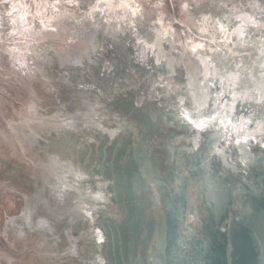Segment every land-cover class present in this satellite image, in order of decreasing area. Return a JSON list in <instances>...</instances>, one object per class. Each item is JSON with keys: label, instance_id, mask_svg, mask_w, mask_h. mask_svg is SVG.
<instances>
[{"label": "clouds", "instance_id": "9594fccd", "mask_svg": "<svg viewBox=\"0 0 264 264\" xmlns=\"http://www.w3.org/2000/svg\"><path fill=\"white\" fill-rule=\"evenodd\" d=\"M203 0H135L139 12L130 17L135 23L125 28L89 19L93 0H60L64 18L55 31L38 33L33 41L36 57L44 62L50 78L60 87L55 95L43 94L45 114L71 112L77 119L75 130L57 131L50 122L26 118L34 97L28 86L17 88L18 80L6 55L0 53V157L20 161L28 175L29 190L44 174L50 157L56 156L88 170L103 171L114 146L139 153L151 147L156 138L166 141L175 130L169 126L182 110L194 118L216 117L200 130L201 151L220 143L223 131L217 126L228 116L245 114L253 122L264 123V71L244 70L235 88L234 78L219 82L209 76L211 62L202 59L209 44L218 37L201 31L192 22ZM127 7V5H121ZM163 20L172 39L159 60L143 57L139 50L138 27L151 35ZM127 34V35H126ZM128 35L137 36L129 47ZM157 44H160L159 37ZM5 45L4 47H6ZM202 50V51H201ZM159 61V63L157 62ZM226 75V73H225ZM163 79L165 87L155 85ZM64 85H69L64 87ZM13 92L16 94L13 95ZM229 97H231L229 99ZM235 105V107H233ZM95 109L100 127L88 124L86 114ZM125 122L113 137L111 130ZM190 125L185 124L187 133ZM191 135L196 134L193 129ZM217 206L213 216L229 217L248 249L247 259L236 264H264V185L238 187L219 169L216 173ZM28 204L18 202L19 217L7 211L0 214V261L5 264H51L49 253L35 235L21 232L16 221ZM227 264H233L229 256Z\"/></svg>", "mask_w": 264, "mask_h": 264}, {"label": "rangeland", "instance_id": "374dc122", "mask_svg": "<svg viewBox=\"0 0 264 264\" xmlns=\"http://www.w3.org/2000/svg\"><path fill=\"white\" fill-rule=\"evenodd\" d=\"M59 2L60 0H0V53L6 55L9 61L18 80L17 88L22 91L21 86H28V91L32 93L34 97L32 110H28L25 115L36 122H50L49 118L57 113L45 114L43 94L55 95L60 85L50 78L44 62L36 57L33 41L38 33L55 31L56 26L62 22L65 14L59 8ZM93 3L94 7H90L88 11L89 19L99 20L105 24L111 23L121 29L135 23L130 17L139 12V9L134 7L135 0H93ZM133 9L136 11L133 12ZM192 22L201 31L218 37L204 45L208 55L202 56V59L209 60L213 65L206 68L210 77L216 75L217 81L226 83L228 78H234L230 87L235 88L241 77L246 74L244 70L264 71L261 67L264 65V54L261 51L264 48V0H203ZM135 32L139 34L140 52L145 57L152 55V58L157 60L160 58L159 52L166 50L167 42L172 39L170 28L163 20L151 35H145L138 27ZM128 39L130 48L137 45L136 35H128ZM5 45L7 46L4 47ZM141 48H144L143 51ZM165 86L163 79L158 80L155 85L158 91ZM15 94L13 92V95ZM62 113L68 118L79 119L71 112ZM185 114L196 121L210 119L208 116L196 119L189 111L182 110L174 117L175 120L169 122V126L176 134L171 135L166 141L156 138L151 147L139 153L129 152L124 146H114L103 171H88L59 157L56 164L49 159L42 179L38 183L33 181L36 186L31 190L27 187L28 175L24 165L10 156L0 157V214L7 211L9 215L19 217L20 213L15 209L18 202L26 198L28 204L26 210L31 212V223L24 218V212L16 221V228L38 238L49 253L51 264H100V261H103V264H164L166 261L162 260L164 256L159 252L160 247H157L158 254L151 241L143 234L149 236L152 220L161 218L158 214L161 209H165L162 215H168L169 223L171 217L175 218L174 201L179 200L178 193L189 176L190 169L196 166L190 155L200 145V130L203 129H197L185 118ZM227 119H230L235 127L232 125L225 127L219 122L217 127L223 131L221 140L235 141L236 144L239 140L240 144L237 145L243 144L242 146L251 150L241 148L231 155L229 160L234 163V168H231L229 179L242 170V166L248 167L252 163L258 166L256 172H264V147H261L264 144V139H261L264 128H261V123L253 122L245 114L239 115L238 118L228 116ZM211 123L209 122L204 129ZM185 124L190 125L187 133L183 130ZM193 129L196 130V134H189ZM246 139L247 144L250 143L249 146L244 145ZM244 152H250L256 159H249L247 164L243 163L241 157ZM179 156L183 160L179 159ZM69 168L82 170L86 179L78 180L68 171ZM148 175H157L161 185L166 186L163 191H154L152 185H145L149 181ZM197 175L199 174L194 176ZM145 178L147 180L143 183ZM113 186L118 188L119 193H124L123 200H129L128 206L132 210L130 220L125 216L127 207L124 204L119 205L116 193L110 191L113 190ZM167 188L171 189V192ZM60 189L64 190L63 199L57 196ZM97 192H101L105 199L102 201L93 199ZM89 212L91 215H88ZM41 219L47 221L46 228L39 227ZM127 222L130 225L141 222L140 228L137 227L139 231L137 238L131 239L128 244L126 242L130 238L123 239L127 234H131ZM180 230L187 231V228ZM96 231L102 233L104 237L102 243L95 238ZM138 238L145 240L139 242ZM201 242L204 243V240ZM107 243L111 245L108 246ZM209 245L214 249L215 243L211 242ZM73 248L76 249V255L71 254ZM188 248L189 250L185 251L188 254L195 249L192 246ZM222 253L219 250L217 254H212L211 259L205 254L198 255L204 264L207 258L209 259L207 264H227L225 256L221 259ZM189 255L192 256L191 253ZM172 262L181 264V260L177 261L175 255ZM0 264L5 262L0 261Z\"/></svg>", "mask_w": 264, "mask_h": 264}, {"label": "bare ground", "instance_id": "6f19581e", "mask_svg": "<svg viewBox=\"0 0 264 264\" xmlns=\"http://www.w3.org/2000/svg\"><path fill=\"white\" fill-rule=\"evenodd\" d=\"M142 45H144V44L142 43ZM140 46H141V44H140ZM145 47H146V45H145ZM141 49L143 51L144 48H141ZM145 49L147 50V48H145ZM151 57H152V55H151ZM247 120L249 121L248 118H247ZM184 121H186V120H184ZM233 139H234V137H233ZM221 141H222V146L220 143L214 144L211 147V149H209L207 152L201 151V147H202L201 143L197 148H195V150H193V152L191 153L190 156H191L192 160L193 159L195 160L194 163L196 164V166H195V168L192 167L190 169L189 176H187L184 184L181 187L180 192L178 193L179 200L174 201V204H173L174 208L173 209L176 213V216H174L175 218L171 217V223H169L168 222V220H169L168 215H165V214L162 215L163 214L162 211H165V209H161L158 212V214L161 216V218L158 220H152L153 225L151 224L152 227H150L151 231L149 230V232H150L149 236H147L146 233L143 234L151 241L150 243H152V246H153L154 250L157 251V253L159 251L157 249V247H160L159 252L161 255L164 256V258H162V260L165 259V261H166V262H164V264H171V263L173 264L172 261L174 260V255L176 256L177 261L179 260V262H180V260H181V264L182 263L188 264L189 262H190L189 264H204L203 263L204 261H202V259H199L200 255H198V254H205L208 258L211 259L212 254H214V253L217 254V252L219 250H220V252L224 253V254L222 253V255H220V256H221V259L226 257V262H228L229 256H231L233 258V264H236V258L237 257L239 258L240 261H244L247 259L248 249H247L245 241L237 233V231L235 229V222L232 221L227 216H224V217L213 216L211 214L210 210L216 208V206H217V199H216V197H217V182H216L215 172L217 173V170L219 169V171L220 170L223 171V173L228 177L229 174L231 173V168H234V165H233L234 163H231V161L229 160L231 155L235 152H238V150H240L241 148L246 149V151H248V150L251 151V150L242 146L243 144L237 145L235 141H233V142H231L230 140H221ZM244 145H246V144H244ZM247 145L249 146L250 143ZM218 148L221 149L220 152H217ZM178 150L181 151V149H178ZM177 152H175L176 155H177ZM181 155H182V153H181ZM180 158L181 157L179 156V159ZM175 159H177V158H175ZM181 159L183 160V158H181ZM173 162H175V160ZM171 165L172 164H170V166ZM163 167L164 166L162 165V168ZM242 168L243 169L240 170L236 175L233 174V177L230 179V180L235 181L238 187L242 188L243 186L247 185L251 188H256L257 182H259V184H261V185H264V172H261V173L256 172L258 169V166L255 163H252L248 167L242 166ZM105 173H107V172H105ZM164 173H165V170H164ZM196 174H199V175H197L195 177L194 175H196ZM183 175L185 176V173ZM163 176L164 177H170L169 175H163ZM148 177H149V181L145 185H152V188L154 191L161 192L166 187L165 184L163 186L161 185V183L157 179V175H148ZM146 180H147V178H145L143 183H145ZM112 188H113V190H110V189L109 190L114 191V193H116L115 197L119 199V200L117 199L118 204L122 205V206L124 204V206L127 207V209L125 210V212H126L125 216H126V219L130 220L131 215H132V210L128 206V205H130L129 200H123L125 197L124 193H119L118 188H115L114 186ZM142 189L144 190V187H142ZM167 189L169 190V192H171L170 191L171 189H169V188H167ZM176 199H177V197H176ZM142 202H144V201H142ZM194 217L196 218L195 222H193ZM166 221H167V223H166ZM116 225H118V224H116ZM127 225H129V229L131 230V234L130 235L127 234L128 237L127 236L123 237V239L125 240L127 238H130L129 241L126 240L127 241L126 243L128 244L131 239L137 238L138 232H139V231H137V227L140 228L141 222L133 223L132 225H130L127 222ZM121 227H123V226H121ZM181 228L182 229L187 228V231L184 230L185 231L184 232V231L180 230ZM160 231L162 233H160ZM163 232H165V234H163ZM110 237H112V236H110ZM210 237H211V239H210ZM143 239L144 238H138L139 242L141 240L143 241ZM202 240H204V243L201 242ZM211 242L215 243L214 249L210 248L211 245H209V243H211ZM180 243H183L184 245H179ZM110 245L108 244V246H110ZM189 246H192L193 248L195 247V249L197 250V252L195 249H192V251H189V254L191 253L192 256H190L188 253H186L189 250V248H188ZM122 247L125 248V246H122ZM106 251L108 252V250H106ZM194 252H196V253H194ZM184 253L186 255L187 254L188 255L184 256ZM196 255H198V258ZM183 256H184V258H183ZM213 257H214V255H213ZM192 258H194V260H196V261L194 262V260ZM207 259L205 260V262L206 261L208 262L209 259L208 260ZM207 262L205 264H207ZM214 262H215V260H214ZM208 264H210V263H208ZM214 264H216V263H214Z\"/></svg>", "mask_w": 264, "mask_h": 264}, {"label": "snow or ice", "instance_id": "6c2138e0", "mask_svg": "<svg viewBox=\"0 0 264 264\" xmlns=\"http://www.w3.org/2000/svg\"><path fill=\"white\" fill-rule=\"evenodd\" d=\"M136 9H133V12H135ZM241 35H243V31H241ZM204 45L201 44H197L193 47V51H196L197 48H203ZM262 54H264V48H262ZM144 55L143 53L141 54V59H143ZM159 63V61H157ZM262 68H264V65H261ZM52 91H55V89H52ZM32 110V106L30 107V111ZM86 120L88 121V124H95L96 126L100 127V123H99V114L95 112V109H91L87 114H86ZM185 118L189 119L190 122L192 124L195 125V127L197 129H204L209 122H212L213 120L216 119V117H211L210 119H201L199 121L196 120H192L190 116H188L187 114H185ZM50 121V126L55 128L57 131H62V130H75L76 125H77V120L75 118H68L66 116L63 115L62 112H57L54 116L49 118ZM42 122V121H41ZM220 123L222 125H224L225 127L232 125V121L230 119H222L220 120ZM125 126V122H121V124L111 130L105 129V131H108L109 134L113 137L117 136L118 133L124 128ZM233 127H235V125H232ZM243 127V126H242ZM261 128H264V123H261ZM261 139H264V134H262ZM245 144H247V139L244 141ZM257 143H260V141H257ZM237 144H240V141L237 140ZM261 147H264V144L261 145ZM221 149H217V152H220ZM249 159L251 160H255L256 157L252 156L250 152H244L242 153V157L241 160L243 163L247 164L249 162ZM50 160L53 162V164H56V161L58 160V157H50ZM60 166V165H57ZM68 171L71 172V174H73L78 180H84L86 179V176L84 174V172L80 169H74V168H69ZM63 194H64V190L60 189L57 193V196L59 199H63ZM91 195V193H90ZM93 199H95L96 201H102L105 199L104 195L101 192H97L93 197ZM88 215H91V213L89 212ZM25 219H27L29 221V223H31V212L29 210H25ZM196 218H193V222H195ZM47 225V221L41 219L39 221V227L41 228H46ZM24 235V233L21 231L18 233V236L20 238H22ZM94 236L95 238L99 241V242H103L104 237L102 235V233H100L99 231L94 232ZM71 254L72 255H76V249L73 248L71 249ZM100 264H103V261H100Z\"/></svg>", "mask_w": 264, "mask_h": 264}]
</instances>
